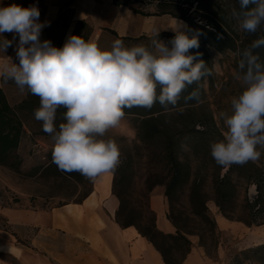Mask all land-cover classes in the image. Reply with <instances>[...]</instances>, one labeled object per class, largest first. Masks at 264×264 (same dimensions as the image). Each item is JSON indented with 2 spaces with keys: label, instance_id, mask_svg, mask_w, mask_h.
<instances>
[{
  "label": "clouds",
  "instance_id": "obj_1",
  "mask_svg": "<svg viewBox=\"0 0 264 264\" xmlns=\"http://www.w3.org/2000/svg\"><path fill=\"white\" fill-rule=\"evenodd\" d=\"M239 5L240 10L232 12L238 28L256 33L264 25V0H239ZM39 17L35 5L0 7V34L19 37V63L10 58L12 63H0V77L13 81L21 92L39 97L34 116L54 141L52 162L90 181L114 172L121 163L118 144L104 137L120 125L125 108L151 109L157 102L164 108L176 106L187 86L211 74L201 54L190 52L199 48L201 33L190 36L180 27L182 22L172 29L171 47L153 39L151 47L129 48L117 39L110 50H102L95 41L78 35H70L62 48L50 40L42 42L45 24ZM11 43L4 39L0 47L6 51ZM261 46L264 36L239 53L236 79L243 90L231 99V113H220L226 128L223 139L210 145L211 156L225 170L257 161L258 149L264 148V63L255 54ZM186 99H198V91ZM61 107L66 109L65 122L57 128L56 113Z\"/></svg>",
  "mask_w": 264,
  "mask_h": 264
},
{
  "label": "rangeland",
  "instance_id": "obj_2",
  "mask_svg": "<svg viewBox=\"0 0 264 264\" xmlns=\"http://www.w3.org/2000/svg\"><path fill=\"white\" fill-rule=\"evenodd\" d=\"M184 7H190V12L197 7V1L179 0ZM160 0H145L136 3L137 7H142L146 11L155 12L160 10ZM205 5H209L204 3ZM211 8L218 19H224L227 29L242 38V30L238 28L237 20L232 16L234 7L229 0H212ZM176 11H180L174 8ZM197 21L205 24L207 20L202 18ZM223 22V20H221ZM226 21V22H225ZM238 37V38H239ZM239 38V39H240ZM213 61V76L205 81V96L203 101L196 105L192 117L180 119L182 121L206 119L218 129L220 133L226 131L223 120L220 118L221 112L231 113V99L241 94L243 86L236 79L239 70V52L226 50L219 52L214 48H209ZM10 88L8 96L12 104L20 100L25 95L15 83L9 80ZM29 124L37 132L42 129L41 124H33V119ZM135 119L131 115L124 114L118 127L108 131L104 138L113 139L119 146L121 152V163L113 172L114 178L120 180L116 188L124 197L127 206L136 208V215L140 213L151 216L150 186L154 190L164 188L171 178L172 163L164 151V135L157 139V142L145 143L139 140ZM58 128V124L56 123ZM196 128H200L197 124ZM43 131V130H42ZM189 136L184 134L178 147V154L182 161L190 167L191 177L182 190H179L174 200V207L171 209L170 201L167 197L168 217L174 215L180 224L186 225L188 229H193L197 233H203L204 225H199L196 217L191 215L190 191L194 180L203 183V196L211 216L215 219V211L222 214L217 206L214 189V167L216 162L207 152V148H195L187 142ZM53 139L50 134H34L25 139L20 155L23 158L19 169L0 165V204L4 206H17L25 200H30L33 205L44 207H59L68 202H82L93 189L94 181H90L79 172H66L60 170L52 162ZM260 158L254 163L259 168L257 182H248L244 177L233 175V179L238 183V190L233 201L228 205L229 215L242 225L245 230L241 232H223L217 225L216 238L205 234V250L209 257L220 264H258L252 258L243 253L244 250L264 243V213L260 214L261 224L252 223V213L254 202L260 196V204L264 206V148ZM227 170L223 169L222 174ZM68 173H74L73 176ZM153 211V210H152ZM194 218L188 221L187 217ZM216 220V219H215ZM0 228L16 234L8 226L5 218L0 216ZM195 236L199 239V235ZM13 243L19 245H30L27 238H12ZM62 241V238H59ZM180 257V256H179Z\"/></svg>",
  "mask_w": 264,
  "mask_h": 264
},
{
  "label": "crops",
  "instance_id": "obj_3",
  "mask_svg": "<svg viewBox=\"0 0 264 264\" xmlns=\"http://www.w3.org/2000/svg\"><path fill=\"white\" fill-rule=\"evenodd\" d=\"M11 4L39 8V21L45 24L40 40L66 13L70 19L69 27L59 38L51 41L57 48L63 47L78 21H84L91 27L88 40L95 41L102 50H110L117 39L129 48L141 44L151 47L153 39H160L171 47L169 42L173 37L170 35H175L172 29L178 22H182L180 27L186 33L189 28L188 22L181 18L153 12L141 14L136 11V3L118 5L114 0H0V7ZM4 39L12 43L6 51L0 47V63L13 61L18 64V35L5 32L0 34V42ZM8 82L0 77V87L11 103ZM26 97L27 91L15 105ZM24 142L25 139L20 144V153ZM113 182V172L101 174L82 202H68L59 207L33 205L30 200L17 206L0 204V216L16 232L13 234L0 228V264H167L162 253L135 226L121 227L117 222L120 201L113 193ZM150 206L155 212L159 230L175 234L177 229L168 217L164 188L151 193ZM215 219L223 232H241L247 228L217 210ZM17 236L29 239L31 246L13 243L12 238ZM60 237L62 241H59ZM189 238L192 246L182 264H220L209 257L197 237Z\"/></svg>",
  "mask_w": 264,
  "mask_h": 264
},
{
  "label": "trees",
  "instance_id": "obj_4",
  "mask_svg": "<svg viewBox=\"0 0 264 264\" xmlns=\"http://www.w3.org/2000/svg\"><path fill=\"white\" fill-rule=\"evenodd\" d=\"M145 0H114L115 4L141 3ZM191 3L193 0H190ZM197 7L190 12V7H184L179 0H160V10L153 12L154 14H170L173 17L181 18L188 22L189 28L187 34L190 36L199 31V48L190 50L191 54L199 52L200 59L205 61L207 68L211 71L210 75L201 78L200 81L186 87L181 93L180 99L176 106L168 105L167 108L162 107L159 102L155 103L151 109L143 107L125 108L124 114L131 115L135 119L138 138L145 143L157 142V139L164 135V151L172 163V173L170 181L166 184L165 195L168 197L171 209L174 207V200L179 190L187 184L191 177L190 167L182 161L178 154V147L184 134L189 136L187 142L195 148H207L210 153V145L213 142L223 139V134L206 119L182 121L179 124V118L192 117V112L196 105L200 104L205 96V81L213 76L214 68L209 48H214L219 52L226 50H235L239 53L248 47L254 40L264 36V25L254 34L243 31L239 35H234L227 29L224 19L215 17V13L211 8L212 0H195ZM234 10L239 11V0H229ZM189 0H187V4ZM204 3L209 4L208 6ZM191 4H189L190 6ZM249 7H254L250 5ZM174 8L179 9L176 11ZM136 11L141 14H152L142 7H137ZM205 18V24L197 21ZM223 20V22L221 21ZM70 19L63 13L49 28V30L41 36V41L56 40L60 34L69 27ZM226 22V21H225ZM91 27L84 21H78L75 25L72 35L82 36L86 41L91 34ZM174 37V35H170ZM240 39H239V38ZM258 54L260 62L264 63V46L255 50ZM240 56V55H239ZM241 59V57H240ZM198 91V99H186L193 91ZM160 87H157V94ZM40 106L38 96L27 92V97L16 105H12L4 90L0 87V165L19 169L23 158L20 155L19 147L23 139L30 137V134L47 135L42 129L34 131L32 125L29 124L30 117L33 124H41L42 122L35 119L34 112ZM66 109L59 108L56 113V121L58 125L65 122L64 113ZM199 124L200 128H196ZM222 168L216 164L214 167V189L216 194V204L220 208L222 214L231 220L234 218L229 215L228 205L233 201L237 194L238 183L233 179V175L244 177L248 182H257L259 168L254 162H248L243 165L233 164L227 171L222 174ZM73 176L74 173H68ZM120 182L114 178L113 193L119 198L120 204L116 212V220L121 227L135 226L139 232L149 239L156 248L162 253L167 264H182V261L191 249L192 241L190 235H199L200 244L205 248V234L216 238L217 222L211 216L203 196V183L198 180L192 182L190 191L191 215L196 217L199 225H204L203 233H197L193 229H188L186 225L179 223L178 219L171 214L169 219L176 227L175 234L164 233L157 227L155 212L151 210V216H145L140 213L136 215L135 207H129L122 194L117 190L116 186ZM151 193L154 191L153 186L149 187ZM92 191V190H91ZM89 192V194L91 193ZM88 194V195H89ZM87 195V196H88ZM255 209V207H257ZM251 221L249 224L257 223L260 214L264 213V206L260 204V196L254 202ZM188 221H194V218L187 217ZM249 258H252L258 264H264V243L250 247L243 251ZM180 256V257H179Z\"/></svg>",
  "mask_w": 264,
  "mask_h": 264
}]
</instances>
